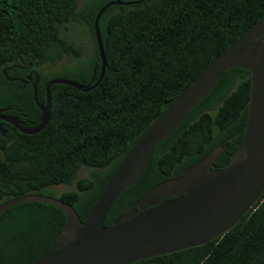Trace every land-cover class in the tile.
<instances>
[{"label":"trees","instance_id":"trees-1","mask_svg":"<svg viewBox=\"0 0 264 264\" xmlns=\"http://www.w3.org/2000/svg\"><path fill=\"white\" fill-rule=\"evenodd\" d=\"M108 1L0 0V68H33L39 101L52 78L91 86L100 65L92 21ZM263 15L264 0H142L107 6L97 20L104 53L98 83L87 90L50 84L48 119L37 132L22 133L0 120V203L29 193L57 197L83 222L110 173L140 134ZM72 27L77 41L67 34ZM87 38V62L46 67L64 55L69 61L81 59L79 42L84 39L86 53ZM4 78L0 73V109L19 121H35L23 126L33 127L40 111L32 88L21 90L16 81ZM82 166L88 174L78 177ZM58 184L74 188L58 194L48 189ZM64 220L59 208L34 200L4 209L0 264L38 259ZM128 264H264V185L255 203L221 235Z\"/></svg>","mask_w":264,"mask_h":264},{"label":"water","instance_id":"water-1","mask_svg":"<svg viewBox=\"0 0 264 264\" xmlns=\"http://www.w3.org/2000/svg\"><path fill=\"white\" fill-rule=\"evenodd\" d=\"M140 1L110 0L94 15L100 65L91 86L52 78L40 103L37 81H32V99L40 111L37 124L25 128L17 117L6 115L5 108L0 109V120L22 133L37 132L48 119L50 84L80 90L97 84L104 71L100 14L112 4ZM263 185L264 15L215 56L140 134L83 222L69 204L36 193L0 203V214L29 200L64 213L51 245L29 264H128L221 235L255 203Z\"/></svg>","mask_w":264,"mask_h":264},{"label":"rangeland","instance_id":"rangeland-1","mask_svg":"<svg viewBox=\"0 0 264 264\" xmlns=\"http://www.w3.org/2000/svg\"><path fill=\"white\" fill-rule=\"evenodd\" d=\"M76 28L75 27H72L69 31H67V34L69 36V38L77 41V39L74 38V30ZM87 50H86V53H85V43H84V39H82L79 44H80V47H81V59H73V61H69L68 57L66 55H64L61 59H59L55 64H52V65H47L46 67H48L49 69H60L61 67H63L64 65H67L69 62L70 65H73V64H76L77 61L80 62V63H85L87 62V59H88V56L90 54V44H89V40L87 38ZM84 55V56H83ZM68 65V66H70ZM88 174V168L82 166L79 170H78V173H77V176L78 177H84ZM70 188H74V185H70V186H67L65 184H58V185H53V186H49L48 189H50L54 194H58L59 192L63 191V190H66V189H70Z\"/></svg>","mask_w":264,"mask_h":264},{"label":"flooded vegetation","instance_id":"flooded-vegetation-1","mask_svg":"<svg viewBox=\"0 0 264 264\" xmlns=\"http://www.w3.org/2000/svg\"><path fill=\"white\" fill-rule=\"evenodd\" d=\"M134 1H136V0H134ZM28 66L12 67V68L8 67V66H3L0 68V73L5 77L4 81H16L18 83V88L21 90H24L25 88L32 86V81H35V80L37 81V79H35L36 71L33 68H29ZM27 67H28V69H27ZM92 78H90V80ZM0 81H3V80H0ZM37 101L40 103H44V100L39 101L37 99ZM2 121H4V120H2ZM27 121H25V122L20 121V125L21 126H24V125L26 126L27 124L33 125L35 122V121H29V122H27ZM4 122H6V121H4ZM6 123H8V122H6ZM3 132H4V130H3Z\"/></svg>","mask_w":264,"mask_h":264}]
</instances>
